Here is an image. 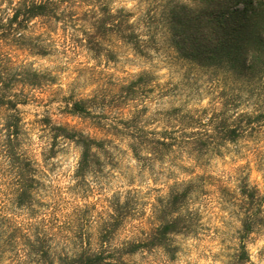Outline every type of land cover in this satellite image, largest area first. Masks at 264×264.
I'll return each mask as SVG.
<instances>
[{
	"label": "clouds",
	"instance_id": "1",
	"mask_svg": "<svg viewBox=\"0 0 264 264\" xmlns=\"http://www.w3.org/2000/svg\"><path fill=\"white\" fill-rule=\"evenodd\" d=\"M0 264H264V0H0Z\"/></svg>",
	"mask_w": 264,
	"mask_h": 264
},
{
	"label": "rangeland",
	"instance_id": "2",
	"mask_svg": "<svg viewBox=\"0 0 264 264\" xmlns=\"http://www.w3.org/2000/svg\"><path fill=\"white\" fill-rule=\"evenodd\" d=\"M68 42H71V37H69V41ZM29 119H34V117H29ZM41 123H44L45 125L47 124V118H43L41 121Z\"/></svg>",
	"mask_w": 264,
	"mask_h": 264
},
{
	"label": "trees",
	"instance_id": "3",
	"mask_svg": "<svg viewBox=\"0 0 264 264\" xmlns=\"http://www.w3.org/2000/svg\"><path fill=\"white\" fill-rule=\"evenodd\" d=\"M16 19V16L14 15L13 17H12V20L14 21ZM26 103V102H25ZM12 105H10V107H11ZM12 131H13V133L14 134H16L17 133V129H16V127L15 126H13V129H12ZM55 139V138H54Z\"/></svg>",
	"mask_w": 264,
	"mask_h": 264
}]
</instances>
